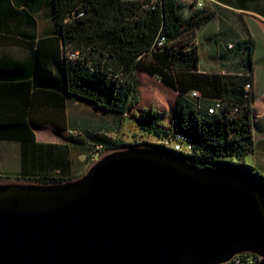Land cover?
Here are the masks:
<instances>
[{
  "label": "trees",
  "instance_id": "trees-1",
  "mask_svg": "<svg viewBox=\"0 0 264 264\" xmlns=\"http://www.w3.org/2000/svg\"><path fill=\"white\" fill-rule=\"evenodd\" d=\"M49 6L61 41L53 61L57 72L40 71L33 79L34 89L47 90L41 93L54 108L49 116L64 117L67 99L81 101L117 122L132 120L154 143L125 144L85 127L87 140L70 136L68 144L38 143L29 127L35 125V112L27 111L28 120L20 117L26 111H15V104L5 94L0 99V141L19 146L17 180L43 185L73 181V147L82 154L92 152L93 147L108 153L150 148L198 167L249 177L264 191V176L244 162L255 153V97L246 101L243 92L244 84L254 82L252 41L245 42L248 67L244 74L200 72L196 31L213 18L212 12L186 13L176 0H49ZM160 38L165 39L161 47L156 44ZM67 51L78 52V58L69 59ZM141 72L174 91V101L164 107L145 104L135 88ZM18 85L19 90L12 91L18 93L20 106L32 108L39 103L37 94H30V82ZM191 91L200 93L198 101L185 98ZM217 100L224 102L223 108L217 114H207V108ZM174 143L190 151L169 148Z\"/></svg>",
  "mask_w": 264,
  "mask_h": 264
},
{
  "label": "water",
  "instance_id": "water-1",
  "mask_svg": "<svg viewBox=\"0 0 264 264\" xmlns=\"http://www.w3.org/2000/svg\"><path fill=\"white\" fill-rule=\"evenodd\" d=\"M264 264V191L249 177L129 148L58 185L0 184V264Z\"/></svg>",
  "mask_w": 264,
  "mask_h": 264
},
{
  "label": "crops",
  "instance_id": "crops-1",
  "mask_svg": "<svg viewBox=\"0 0 264 264\" xmlns=\"http://www.w3.org/2000/svg\"><path fill=\"white\" fill-rule=\"evenodd\" d=\"M176 1L182 4L179 0ZM182 5L187 9V13L195 10H205L213 13V18L196 31L195 45L198 48V36L200 39L203 38L204 42L202 45L207 44L205 52L215 59L216 68L238 69L240 62L236 54L228 55L229 53H227V48L225 47L228 44L234 45L233 43L236 44L241 41L253 42L251 37H248V40L243 39L247 35L244 29L245 20L251 19L257 23L264 24V0H196L193 4L190 1ZM220 31H222L223 36ZM253 45L251 65L256 50L254 42ZM59 49H61V41L50 16L49 0H0V99L2 96H9V100L15 104V111L19 108L22 111H26L24 114H20V117H24L26 120H28L27 111L35 112L33 114L35 115L33 116L35 125L30 124L29 127L38 143L68 144L69 137H75L74 135H67L75 131L74 119L69 121L68 117L69 104H85L89 106L81 101L67 99L65 101L64 117H50L49 113L54 108L48 105L49 97L41 93V91L47 92V90L45 88L41 90L33 88L34 76L37 75L39 77L40 71L56 75L57 71L53 61ZM36 70H39L37 74L35 73ZM199 71L205 72L200 68ZM253 78L255 87L257 82L254 76V69ZM26 81L30 82V94H37L39 100V103L32 108L20 106L18 102L20 99L17 97L18 93L12 91L19 90L17 89L20 88L18 84ZM94 112L100 117H111L97 110H94ZM12 116L18 115L12 114ZM56 125L64 127L65 130H57ZM105 130H107L105 123L103 126L98 125L96 129L97 133L102 135H104L102 131ZM44 132L55 134L57 139L49 140L47 137H40L39 134ZM253 140L255 147L263 140V137H256L254 129ZM2 143L9 144L14 148L12 159L15 160L13 163H16L17 166L14 173L17 178L20 165L19 146L15 142L0 141V144ZM96 148L97 150L100 149V147ZM75 149V147L71 149L70 159L72 151ZM8 159V155L0 154V165L6 166Z\"/></svg>",
  "mask_w": 264,
  "mask_h": 264
},
{
  "label": "rangeland",
  "instance_id": "rangeland-1",
  "mask_svg": "<svg viewBox=\"0 0 264 264\" xmlns=\"http://www.w3.org/2000/svg\"><path fill=\"white\" fill-rule=\"evenodd\" d=\"M182 4L190 2V0H179ZM188 8V7H187ZM187 13V9L185 8ZM245 31L247 32L246 37L243 39L248 40L251 37L253 40L256 50L253 55L252 65L254 69V76L256 79V85L253 93L255 96V111L257 117L255 119L254 130L256 137H263V140L255 147V153L252 156L245 158L244 162L250 166H253L257 171L264 176V24L257 23L251 19L245 20ZM222 35V31H220ZM223 36V35H222ZM204 39L197 37L198 55H199V68L205 72L224 73V72H238L244 74L248 67V51L245 48V42L233 43V48L227 50L228 55L236 54L239 60V68H224L217 67L215 59L208 53H206L207 44L202 45ZM226 48V47H225ZM216 68V69H215ZM241 68V69H240ZM137 77L140 79L135 85L136 94L140 99L147 105L154 104L157 107H164L169 103H172L176 97V93L171 89L164 86L158 79L149 77L144 73H138ZM126 81H129L127 77H124ZM69 121L74 119L75 131L70 132L67 135H74L80 140H87L85 138V129L96 130L98 125H107V130L102 131L106 137H113L111 139L120 140L125 144H134L141 142L154 143V139L143 136L135 123L132 120L124 121L123 123L115 121L111 117L107 116L100 117L95 114L94 110L85 104H69L68 109ZM97 132V131H96ZM40 137H47L49 140H56L57 136L53 133H40ZM164 145L165 143L159 142ZM167 145V144H165ZM171 149L178 150V146L173 144L169 146ZM185 152V151H184ZM79 149L72 151L71 160L73 166L74 180H77L84 176L86 172L94 165V163L109 154L101 149L94 148L92 152L88 154H81ZM0 154H6L9 156L8 164L6 166L0 165V184L1 183H23L16 179L15 170L17 169L15 160L12 159L14 156V148L9 144H0ZM96 159V160H93ZM5 169L3 170V168Z\"/></svg>",
  "mask_w": 264,
  "mask_h": 264
},
{
  "label": "built area",
  "instance_id": "built-area-1",
  "mask_svg": "<svg viewBox=\"0 0 264 264\" xmlns=\"http://www.w3.org/2000/svg\"><path fill=\"white\" fill-rule=\"evenodd\" d=\"M156 1L157 0H152V3ZM190 1L192 4L196 2V0H190ZM164 43H165L164 38H160L156 42L157 46L159 47L163 46ZM232 47H233L232 44H228L226 48L227 50H231ZM66 55L68 56L69 59L74 60L78 58L79 53L67 51ZM253 90H254V82L253 83L247 82L246 84H244L243 92H244V98L246 101H253L255 97ZM185 98L189 101H198L200 98V93L198 91H191L185 95ZM198 104L200 103L198 102ZM223 106H224L223 101L221 100L214 101L211 104V106L207 108L206 110L207 114H217L223 108ZM197 107H199V105ZM108 138H113V137H108ZM174 144H177V143H174ZM177 145H178V151H190L189 147H183L181 144H177ZM93 160H96V159L93 158ZM258 261H259L258 256L251 254V253H242V254H239V261L237 262V264H258Z\"/></svg>",
  "mask_w": 264,
  "mask_h": 264
},
{
  "label": "bare ground",
  "instance_id": "bare-ground-1",
  "mask_svg": "<svg viewBox=\"0 0 264 264\" xmlns=\"http://www.w3.org/2000/svg\"><path fill=\"white\" fill-rule=\"evenodd\" d=\"M238 261H239V254L233 256L229 261H227L224 264H237Z\"/></svg>",
  "mask_w": 264,
  "mask_h": 264
}]
</instances>
